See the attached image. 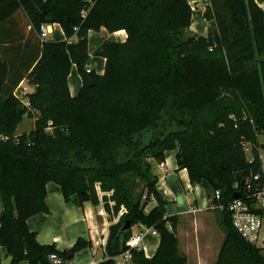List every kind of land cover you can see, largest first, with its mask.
Returning <instances> with one entry per match:
<instances>
[{
  "label": "trees",
  "instance_id": "obj_1",
  "mask_svg": "<svg viewBox=\"0 0 264 264\" xmlns=\"http://www.w3.org/2000/svg\"><path fill=\"white\" fill-rule=\"evenodd\" d=\"M19 12L31 27L27 43L0 48V246L11 264H52L53 252L68 257V250L41 243L28 224L49 213L51 181L67 200L78 194L95 205L99 185L107 211L126 208L100 264H117L115 257L128 249L131 264H187L152 160L159 165L177 150L191 183H208L225 204L236 183L261 169L264 10L255 0H210L207 35L190 30V0H0V24ZM44 23H59L66 39L41 38L37 53ZM103 27L124 29L128 37L105 40L106 69L98 74L87 70L89 31ZM74 64L83 78L76 96L68 84ZM26 78L36 88L22 94ZM27 116L36 117L34 128L16 134ZM145 195L156 201L148 212ZM213 210L225 232L216 264H264V247L238 231L232 212ZM127 220L132 226L121 232ZM135 225L159 232L154 255L127 244ZM91 244L79 238L74 247Z\"/></svg>",
  "mask_w": 264,
  "mask_h": 264
},
{
  "label": "crops",
  "instance_id": "obj_2",
  "mask_svg": "<svg viewBox=\"0 0 264 264\" xmlns=\"http://www.w3.org/2000/svg\"><path fill=\"white\" fill-rule=\"evenodd\" d=\"M255 1L264 10V0ZM190 3L194 11L193 23L190 28L191 32L197 33L199 35H207L210 27V22L205 18V11L206 6L210 3V0H190ZM196 11L200 13L199 19H202L206 22V25L203 27V33H200L199 31L200 21L196 23L194 20ZM30 29V26L26 27V16L24 12H19L14 17L9 18L8 20L0 24V48L2 50H8L10 48L14 50L19 49L20 44L25 46V44L27 43L26 37L30 35ZM49 30L51 31V34H49L48 39H66L64 29L59 23L49 24ZM127 37L128 34L124 29L115 32H110L105 27L101 28V30L99 31L90 30V57L87 63V70L89 72L95 71L98 74H103L105 72L107 62L106 59L100 55V52L105 40L124 42ZM74 39L76 40L77 38L75 37ZM40 40L41 36L37 33V53L41 44ZM68 84L72 96H76L83 87V78L79 73L77 65L75 64L73 65L69 74ZM35 88L36 85L31 84L26 78L21 82L19 91H21L22 94H25L28 92H34ZM27 118L32 119L34 123L33 125H35L36 117L27 116ZM16 134L20 133L16 132ZM164 163L167 174L165 178L163 176V179L159 177V179L163 183H160L159 180L158 186L159 190L165 195L169 202H172V196L176 193L177 198H179V196H183V202H179L180 208V204L186 203L187 199H189V203L191 204L192 208L196 209L198 200L201 198L204 200L203 208L204 210H207L209 205V194L212 192V188H210V191H208L207 197H204L205 191L200 187L206 182L192 184L189 178L188 170L179 168L176 161V155L171 157L168 152L167 160ZM176 171L178 173H181L189 181L187 191H197V194L187 193L186 195H183L182 192L174 191L171 188L164 187L167 185V182L165 181H167L169 174H173ZM158 175L160 176L161 174ZM46 201L50 210L49 213H39L30 217L28 220L30 229L37 233V238L41 243L51 245L55 244L57 249L60 251L69 250L70 248L74 247L79 238L90 241L92 243V246L86 247L79 251L77 250L75 253V260L73 261L76 264L88 262L95 250L100 251V248H102L101 245L106 238V232L109 227L103 229V232L105 230L104 234H99L98 232L95 233L94 231V225L98 224L99 220H106L107 216L105 208L103 206L97 207L90 201H82L78 194H73L70 199L67 200L63 194L61 186L54 181H51L47 184ZM2 210L3 204L0 200V214ZM184 212L196 213L197 211ZM136 228V225L133 226L134 231L136 230ZM0 247L3 248L2 246ZM3 249L5 250V248ZM154 253L155 251L146 252L147 256H152L154 255ZM6 258L11 259L10 257Z\"/></svg>",
  "mask_w": 264,
  "mask_h": 264
},
{
  "label": "rangeland",
  "instance_id": "obj_3",
  "mask_svg": "<svg viewBox=\"0 0 264 264\" xmlns=\"http://www.w3.org/2000/svg\"><path fill=\"white\" fill-rule=\"evenodd\" d=\"M199 12L196 11L195 13V22L198 23L200 27V33H203V27L206 25V22L202 19H199ZM21 92V91H20ZM33 120L25 117L23 121L20 123L19 127L17 128V133H24L29 132L34 128ZM259 143L261 144V153L264 155V133L259 135ZM250 148L247 145L246 148ZM177 154V150H170L169 155L171 157ZM246 154L248 157L251 156V153L248 149H246ZM173 159V158H172ZM154 172L158 175L161 174L160 177L163 179V175L167 173H162L158 164L154 161ZM177 161V159H176ZM178 164V163H177ZM170 172V171H169ZM160 180V179H159ZM167 185L164 187H168L173 189L174 191L182 192L183 195L187 193L197 194L196 192H189L187 191V186L189 181L184 177L181 173L177 171L173 174H169L167 178ZM160 183H163L160 180ZM98 194H99V204L95 205L97 207H104L106 211V220H99V223L94 225L95 233L98 232L99 234L103 233V229L109 227L110 234L111 228L117 222H119L122 215L127 211L126 208H122V210L117 214L112 210L111 212L106 210V202L103 199L104 193L100 190L99 185H97ZM203 189L204 197H207L208 191H210V186L208 183H204L200 187ZM159 189V186H158ZM160 191V190H159ZM161 192V191H160ZM212 193V192H211ZM163 198L168 202L166 205V214L167 216H176L177 220V228L176 234L179 238V247L182 254L188 257L187 264H216L218 259L222 244L225 239V232L224 228L220 222V215L215 212L213 209L208 208L204 210V200L199 199L197 206H196V213H185L184 211L194 212L191 204L189 203V199L184 204H180L181 208L179 207V200L177 198V194L172 196V202L165 197V195L161 192ZM110 195V194H109ZM91 202V201H90ZM142 202L145 203V210L148 212L151 208L156 205V201L154 199L149 198L147 195L143 196ZM210 202V200H209ZM114 201H110V206L113 208ZM127 222V221H126ZM125 222V223H126ZM103 225V226H102ZM170 228L172 227V223L168 222L167 224ZM103 227V228H102ZM133 229V228H132ZM138 230H133V233H137ZM262 236L264 237V230L262 232ZM161 241L160 234L159 235H152L148 234L145 238L143 243L140 245L146 252H153L157 251L159 244ZM101 251V248H100ZM5 250L0 247V264H11V259L5 257ZM117 262L119 264H130L123 260V258H118Z\"/></svg>",
  "mask_w": 264,
  "mask_h": 264
},
{
  "label": "built area",
  "instance_id": "obj_4",
  "mask_svg": "<svg viewBox=\"0 0 264 264\" xmlns=\"http://www.w3.org/2000/svg\"><path fill=\"white\" fill-rule=\"evenodd\" d=\"M49 34H51L49 24H42L40 28L41 38L46 39ZM246 149L250 151L251 156L249 158L252 159L253 154L251 149L249 147ZM260 159L261 169L257 172H251V174L244 179L243 184L236 183L234 185V195L238 193L240 197L236 198L233 196V200L225 204L220 202L222 198L220 191H212L210 208L224 209L227 207L232 212L233 223L238 231L250 242L264 247V237L262 236L264 230V155L261 151ZM159 167L163 174L167 173L165 163L159 164ZM163 176L165 178L166 174ZM214 199L217 201H214ZM136 227L138 232L133 233L127 242L130 247L142 248L140 245L148 234L159 235V232L153 227L145 225H136ZM104 233L105 230L103 234ZM109 233L110 229L108 228L106 238L101 245V251L95 250L88 262L79 264H100L104 259L109 257L106 249ZM119 257L130 264L132 262L130 249L116 256V261ZM50 261L52 264H76L73 261H69L68 257H63L58 252H53L50 255ZM119 263L120 262H117V264Z\"/></svg>",
  "mask_w": 264,
  "mask_h": 264
},
{
  "label": "water",
  "instance_id": "obj_5",
  "mask_svg": "<svg viewBox=\"0 0 264 264\" xmlns=\"http://www.w3.org/2000/svg\"><path fill=\"white\" fill-rule=\"evenodd\" d=\"M92 83V85L94 84L93 79L90 80ZM234 197L238 198L240 197V194L236 193L234 195ZM179 202H183V196H179L178 198ZM132 226V222L130 220H127V222L124 224V226L121 229V232H125L126 230H128L130 227ZM77 249L75 247H72L68 250L67 254H68V259L69 261H74L75 260V253H76ZM6 257H9V254L6 253Z\"/></svg>",
  "mask_w": 264,
  "mask_h": 264
}]
</instances>
